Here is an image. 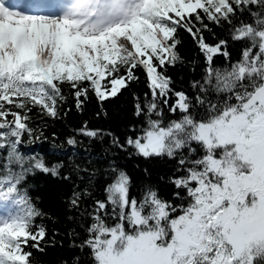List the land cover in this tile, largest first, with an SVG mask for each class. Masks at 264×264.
Wrapping results in <instances>:
<instances>
[{
  "label": "snow or ice",
  "instance_id": "6c2138e0",
  "mask_svg": "<svg viewBox=\"0 0 264 264\" xmlns=\"http://www.w3.org/2000/svg\"><path fill=\"white\" fill-rule=\"evenodd\" d=\"M13 3L38 10L0 0V264H31L27 249L46 243V214L22 187L26 176L70 179L62 163L20 152L25 135L38 138L32 110L57 118L64 84L77 110L90 92L103 104L139 81L137 68L148 91L144 103L134 96V114L144 120L138 135L113 144L144 159L177 160L179 174L167 177L176 190L165 199L146 185L141 198L130 197V176L111 166L106 199L95 200L86 238L73 246L88 249V264H264V0H66L51 11L40 0ZM238 12L251 20L232 27L230 39L247 42L232 61L228 40L206 42L204 20L232 25ZM180 29L205 61L194 101L166 73L183 62ZM217 56L227 64L214 66ZM165 106L180 118L165 122ZM78 132L102 136L87 122ZM88 196L74 191L68 203L79 209Z\"/></svg>",
  "mask_w": 264,
  "mask_h": 264
},
{
  "label": "trees",
  "instance_id": "16d2710c",
  "mask_svg": "<svg viewBox=\"0 0 264 264\" xmlns=\"http://www.w3.org/2000/svg\"><path fill=\"white\" fill-rule=\"evenodd\" d=\"M250 20L247 12H238L233 17L232 25L223 21L217 25L205 18L204 23L208 28L203 31V36L209 44H216L221 39L228 40L227 51L232 61H235L247 42L232 41V27H238L239 21ZM176 35L181 41L177 51L183 62H178L175 67H167L166 73L172 78V88L185 92L194 101L196 96L202 95L192 84L194 81H201L205 68L204 57L188 32L180 29ZM226 64L223 56L215 57L214 66L223 67ZM134 72L140 77L139 81L132 82L118 96L105 100L103 104L90 92L89 98L83 103L82 111L77 110L72 91L64 84L63 91L67 99L58 105L57 118L38 114V108L32 110L30 126L37 130L38 138L25 135L19 146L20 152L27 157H43L50 164L62 163L64 167L61 175H67L70 179L64 180L35 171L28 174L22 184L35 205L46 214L43 223L48 230L43 251L27 249L32 253L31 264H65V261L67 264H76L74 258L77 256L81 257L80 264H88V249L81 252L79 247L73 245H79L86 238V226L91 222L88 213L92 212L95 200L106 199L104 188L110 182L108 170L111 166H118L130 176V197L141 198L145 186L152 185L159 189L163 198L172 199L171 194L176 189L167 183V177L174 173L179 174L176 173L177 160L167 157L144 159L127 145L121 149L113 144L114 138H119L120 144H125L127 137L138 135L144 120L143 116L137 117L134 114V96L140 97V102L144 103V93L148 89L145 86L144 72L140 68ZM211 98L216 99L214 94ZM174 100L175 97L170 103ZM180 115L179 112L172 114L164 107L165 122L179 119ZM85 122L89 129L102 130L101 138L90 139L80 135L78 130ZM70 137L77 140L75 146L67 143ZM161 177L165 179L161 180ZM84 189H88L91 196L81 200L79 209L71 208L68 201L73 192ZM173 202L179 203L175 200ZM108 212H112L110 205ZM105 219L110 224L115 222L108 217Z\"/></svg>",
  "mask_w": 264,
  "mask_h": 264
}]
</instances>
